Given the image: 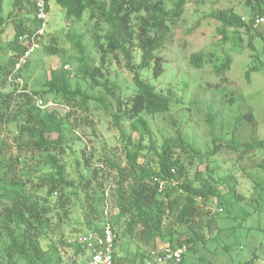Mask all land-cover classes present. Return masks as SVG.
I'll list each match as a JSON object with an SVG mask.
<instances>
[{
	"label": "rangeland",
	"instance_id": "1",
	"mask_svg": "<svg viewBox=\"0 0 264 264\" xmlns=\"http://www.w3.org/2000/svg\"><path fill=\"white\" fill-rule=\"evenodd\" d=\"M165 2L169 10L173 9L171 0ZM12 4L13 0H0V16L3 18L0 66L9 68L14 58V22L32 23L30 16L20 15L17 19L11 15ZM49 4L47 34L40 39L38 49L31 53L20 72L9 74L1 91L9 93L22 86L29 91L44 90L46 80L67 66L73 87L78 83L90 96L101 98L105 103L92 100L88 111H73L70 119L65 121L66 147L59 158L66 168L67 180L74 187L64 190L62 199L68 201L65 206H61L60 193L48 197L51 229L47 236L40 238V245L48 258L46 264H86L84 256L76 254L74 242L88 229L90 220L100 224L98 212L102 208V191L109 195L107 203L111 219L115 220L117 216L115 191L119 174L109 162L129 171L132 166L126 157V136L131 134L135 143L140 137L131 131L129 120L123 118L117 123L115 115L119 108L125 111L131 105L129 101L138 88L122 54H107L102 63V53L94 34L97 32L101 42L106 44L107 25L91 20L88 12L80 20L68 19L56 0H49ZM220 11H234L247 20L250 17L243 0H191L181 18L175 23L171 21L168 37L157 53L162 60L160 76L154 77L152 67L140 71L143 81L170 100V110L163 114H144L151 134L144 136L142 145L145 150L137 163L158 170L156 152H162L166 142L181 139L201 155V158L191 157L182 148H174L173 158H179L186 169L182 181L191 182L194 188H201L205 181H209L224 194L218 209L211 196L204 205L205 211H210L209 218L215 220L212 235L207 230L205 234L213 238L221 229L220 236L208 241L206 246L198 245L186 255L185 264H246L254 255V264H264V169L259 166L264 164V145L254 151L243 149L249 143H264V38H250L249 33L236 28H227L223 38L219 33L223 29L222 23L217 18ZM136 17L133 16L135 35L138 32ZM96 24L100 26L99 30ZM77 39L85 48L86 67L91 71L100 68V73L95 76L100 85L93 86L91 79L84 78L80 69L84 64L77 61ZM49 48L56 54H48ZM194 54L204 58L202 69L191 63ZM141 55L136 42L133 47L135 66L141 63ZM227 57L232 60L229 71L216 76L214 67ZM3 77L0 73V79ZM109 88H113L112 95L107 93ZM46 106H55L52 99ZM55 108L62 115L67 112L65 108ZM248 112L254 114L253 121L238 123ZM0 140L9 146L7 157L20 158L18 175L23 180H30L25 187L27 192L46 198L47 188L38 187V178L50 176L53 171L45 163L44 155L20 149L21 139L15 124L4 126ZM218 145L219 149L212 155ZM227 145L236 146L238 150ZM88 158L91 167L85 166ZM93 168L101 170L95 178ZM83 178L90 180L88 189L84 187ZM131 182L130 179L126 185ZM2 184L0 170V186ZM171 185L177 187V181ZM177 194L173 193V196ZM238 195L244 200L239 201ZM199 203L203 205L202 200ZM127 222L128 217H124L116 227L120 239L119 253L125 262L132 261L129 256L138 252L137 241L124 234ZM175 227L179 235L187 233V227ZM7 245L6 236L0 231V264H7L4 253Z\"/></svg>",
	"mask_w": 264,
	"mask_h": 264
},
{
	"label": "trees",
	"instance_id": "2",
	"mask_svg": "<svg viewBox=\"0 0 264 264\" xmlns=\"http://www.w3.org/2000/svg\"><path fill=\"white\" fill-rule=\"evenodd\" d=\"M171 1L173 9L170 10L165 0H56V3L65 10V16L68 19L80 20L88 12L91 20L107 25L108 32L104 37L106 44L101 42L102 38L97 35V32L94 34L95 43L102 53V63L105 62L107 54H122L126 67L134 75L138 88V92L129 101L131 105L127 106L125 111L119 108V113L115 115L117 123L123 118L129 120L131 131L138 133L140 138L139 142L135 143L131 134L126 136V157L132 166L129 171L108 161L109 165L119 174L118 187L115 191L117 193L115 205L118 213L115 220L111 219V223L119 236L116 227L122 218L128 217L124 234L137 241L138 252L134 258L135 261L143 259L148 249L168 244L173 247L186 248L184 261H182V264H185L186 255L194 251L198 245L206 246L208 241L220 236L221 229L213 238H208L205 234L204 231L207 230L208 234L212 235L215 220L209 218L210 211H205L204 205H207L208 197L211 196L218 209L222 204L224 194L209 181H205L201 188H194L191 182L182 181L186 176V169L179 158H173L174 148H182L191 157L201 158V155L181 139L166 142L162 147V152H156L158 170L143 167L137 163L140 154L145 150L142 145L144 136L151 134L144 114H163L170 110V100L158 93L153 85L143 81L140 71L152 67L151 70L156 78L162 72V60L157 53L168 37L171 21L175 23L181 18L186 4L191 0ZM243 1L250 11L248 21H243L244 17L234 11H220L217 18L222 23L223 29L219 30V33L225 38L227 28H236L249 33L250 38L254 36L264 38V26L254 27V19L264 17V0ZM12 6L11 15H15L17 19H20V15L30 16L32 23L28 25L22 20L14 22L16 31L13 39L15 46L14 58L11 59L12 69L9 66H0V73L4 75L0 79V133L5 125L15 124L18 137L21 139L20 149L32 154L44 155V161L53 173L50 176L38 178V187L47 188L46 198L42 199L27 192L25 187L30 180H23V177L18 175L20 158L7 157L9 146L0 140V170L4 180V184L0 186V231L5 234L8 241L4 251L7 264H20V262L46 264L48 258L40 245V238L43 235L47 236L51 229L49 216L51 208L48 205V197L60 193L61 206H65L68 201L62 199L64 190L74 187L73 183L67 180L66 168L59 158V154L66 147L65 121L70 119L73 111L79 109L88 111L92 100L101 103L103 101L101 98L96 99L90 96L78 83L73 87L71 72L63 68L46 80L44 90L29 91L27 87L22 86L21 89L16 87L9 93L1 91L7 83L9 74L12 71L20 72L27 64L18 70L15 69L19 57L26 51V46L21 43L20 38L33 34L37 25L32 0H13ZM134 15L137 16L138 32L136 35L133 26ZM2 22L3 18L0 16V25ZM95 27L97 30L100 29L98 24ZM136 42L142 52L139 66L133 64V47ZM75 47L79 52L77 61L84 64L80 68L84 73V78L91 79L93 86L100 85L95 77L100 73V68H94L91 71L86 67L85 48L80 39L75 42ZM47 53L56 54L51 48ZM191 63L196 68L202 69L204 58L194 54L191 56ZM231 63V58L227 57L217 64L214 67L216 76L228 72ZM247 76L249 77V73ZM107 93L112 95L113 88H109ZM50 98L55 106H46ZM231 99L232 97L230 101ZM38 101L45 107L38 106ZM58 106L67 110L65 115L55 108ZM240 118L238 123L240 121L251 123L254 114L248 112ZM263 145V142L249 143L243 146V149L254 151L262 148ZM219 147L220 145L211 154L214 155ZM227 147L238 150V147L233 145H227ZM89 160L90 158L86 159V167H91ZM259 166L264 169V164ZM97 168H93V178L101 171ZM101 169L107 170L104 166H101ZM130 179L132 182L126 185ZM176 181L178 186H172V182ZM83 182L84 187L88 189L90 180L83 178ZM161 182L167 183L162 191H160ZM173 193L179 194L173 196ZM237 197L239 201L244 200L241 195ZM106 200L105 191H102L100 196L102 208L98 212L100 224L103 221ZM199 200L203 201V205L199 203ZM224 211L222 209V212ZM93 212L96 213L95 210ZM100 224L90 220L87 230H99ZM175 226L187 227V233L179 235ZM117 247L119 248V244ZM76 254H81L78 246H76Z\"/></svg>",
	"mask_w": 264,
	"mask_h": 264
},
{
	"label": "built area",
	"instance_id": "3",
	"mask_svg": "<svg viewBox=\"0 0 264 264\" xmlns=\"http://www.w3.org/2000/svg\"><path fill=\"white\" fill-rule=\"evenodd\" d=\"M34 3V18L36 26L31 35H25L20 38L21 43L26 46V51L19 57L15 69L18 70L27 63L31 53L38 49L40 39L45 36L49 28V0H32ZM243 21H248L243 18ZM264 26V17L254 19V27ZM65 69H68L66 66ZM38 106L44 108L40 101ZM166 182L160 183V191L166 187ZM174 184V183H173ZM108 200V192L105 193ZM106 200L103 221L99 230H87L81 233L74 242L81 250L86 264H118L117 262V245L120 242L112 223L108 211ZM186 248L173 247L168 244L158 245L147 250L143 259L136 260L130 264H182Z\"/></svg>",
	"mask_w": 264,
	"mask_h": 264
},
{
	"label": "crops",
	"instance_id": "4",
	"mask_svg": "<svg viewBox=\"0 0 264 264\" xmlns=\"http://www.w3.org/2000/svg\"><path fill=\"white\" fill-rule=\"evenodd\" d=\"M238 204V203H237ZM131 259H132V261H127L126 260V262H125V260L123 259L122 260V257H121V255H120V253H119V248H118V251H117V262H118V264H130V263H132V262H136L135 260H134V258H135V255L134 256H129ZM255 260H256V256L254 255L247 263H249V264H254V262H255ZM246 263V264H247Z\"/></svg>",
	"mask_w": 264,
	"mask_h": 264
},
{
	"label": "bare ground",
	"instance_id": "5",
	"mask_svg": "<svg viewBox=\"0 0 264 264\" xmlns=\"http://www.w3.org/2000/svg\"><path fill=\"white\" fill-rule=\"evenodd\" d=\"M184 261V260H183Z\"/></svg>",
	"mask_w": 264,
	"mask_h": 264
}]
</instances>
